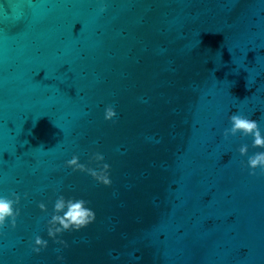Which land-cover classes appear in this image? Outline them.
Masks as SVG:
<instances>
[{
	"label": "water",
	"instance_id": "obj_1",
	"mask_svg": "<svg viewBox=\"0 0 264 264\" xmlns=\"http://www.w3.org/2000/svg\"><path fill=\"white\" fill-rule=\"evenodd\" d=\"M234 112L264 132V0H0V264H264Z\"/></svg>",
	"mask_w": 264,
	"mask_h": 264
},
{
	"label": "clouds",
	"instance_id": "obj_2",
	"mask_svg": "<svg viewBox=\"0 0 264 264\" xmlns=\"http://www.w3.org/2000/svg\"><path fill=\"white\" fill-rule=\"evenodd\" d=\"M229 119L231 122V127L226 128L224 130L225 136L229 134L235 135L237 132H240L244 135L253 136L254 146H264V132L261 131L257 120L241 115L238 112L232 113ZM247 151H248L247 145L240 146L239 152L242 155L247 154ZM76 159H77L76 157H73V159L69 160L67 163L70 165L75 164ZM247 164L252 170H255L257 167L264 169V152H257L248 156ZM14 203H16V201L7 197L0 196V225L4 223L7 217H12L13 223L15 222V215L17 213L13 207ZM81 204L82 202L76 203L72 208V211L67 213L74 221L77 219V217H82L84 215V213L80 211ZM41 207H44V205L42 204ZM55 207L57 209L62 208L63 207L62 201L57 202ZM54 219L57 218L54 217ZM65 227H67L66 224ZM40 242H41L40 239L37 238V243Z\"/></svg>",
	"mask_w": 264,
	"mask_h": 264
}]
</instances>
